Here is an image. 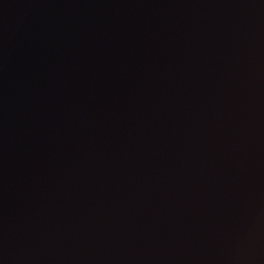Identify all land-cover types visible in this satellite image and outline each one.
<instances>
[{"label":"water","instance_id":"1","mask_svg":"<svg viewBox=\"0 0 264 264\" xmlns=\"http://www.w3.org/2000/svg\"><path fill=\"white\" fill-rule=\"evenodd\" d=\"M0 264H264V0H0Z\"/></svg>","mask_w":264,"mask_h":264}]
</instances>
